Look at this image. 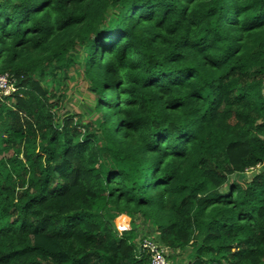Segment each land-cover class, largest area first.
Instances as JSON below:
<instances>
[{
  "label": "trees",
  "instance_id": "obj_1",
  "mask_svg": "<svg viewBox=\"0 0 264 264\" xmlns=\"http://www.w3.org/2000/svg\"><path fill=\"white\" fill-rule=\"evenodd\" d=\"M4 74L0 264H264V0H0Z\"/></svg>",
  "mask_w": 264,
  "mask_h": 264
},
{
  "label": "rangeland",
  "instance_id": "obj_2",
  "mask_svg": "<svg viewBox=\"0 0 264 264\" xmlns=\"http://www.w3.org/2000/svg\"><path fill=\"white\" fill-rule=\"evenodd\" d=\"M83 74V70L76 66L75 69L73 68L70 71V77L65 80V86H61V88L63 87L62 93H64L62 99L63 102L61 104V113L68 111L71 114L81 115L84 122L87 123L95 120L98 115L93 110L94 95L90 92L89 83ZM47 83L51 88L55 86L53 80H48ZM56 94L58 95L59 92H56ZM252 172V170H249L244 174L237 175L235 179L241 181L249 179ZM231 179L234 180V177ZM137 230L140 240L148 236V228L147 226L145 227L143 223L138 225Z\"/></svg>",
  "mask_w": 264,
  "mask_h": 264
},
{
  "label": "built area",
  "instance_id": "obj_3",
  "mask_svg": "<svg viewBox=\"0 0 264 264\" xmlns=\"http://www.w3.org/2000/svg\"><path fill=\"white\" fill-rule=\"evenodd\" d=\"M17 90L16 79L10 74L0 75V96L7 97ZM139 248L151 255V264H169L165 247L150 237L142 238Z\"/></svg>",
  "mask_w": 264,
  "mask_h": 264
}]
</instances>
